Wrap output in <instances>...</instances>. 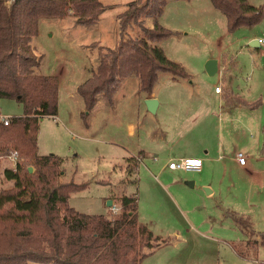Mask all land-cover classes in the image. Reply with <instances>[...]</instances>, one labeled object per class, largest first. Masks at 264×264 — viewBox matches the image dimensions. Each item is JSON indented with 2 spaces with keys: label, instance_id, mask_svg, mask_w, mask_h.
Masks as SVG:
<instances>
[{
  "label": "rangeland",
  "instance_id": "1",
  "mask_svg": "<svg viewBox=\"0 0 264 264\" xmlns=\"http://www.w3.org/2000/svg\"><path fill=\"white\" fill-rule=\"evenodd\" d=\"M14 1L9 3L10 0H6V3L11 6ZM99 1L104 7V12L99 18V31L104 35V46L116 45L121 35L124 38L140 35L139 28L134 23L128 24L122 34L119 31V15L126 9V4L134 0ZM247 2L253 7L261 8V21L250 29L240 28L229 32L224 15L212 6L210 0H166L158 23L167 30L177 32V35L161 43H152L154 46L160 43L170 56L187 63L186 72L190 74L189 79L176 78L178 83L210 86L212 90L214 85L225 87V80L218 82L217 75L208 76L205 64L202 66L201 61L205 56H216L221 48L224 49L222 54L224 53L225 62L229 61L226 68L228 73L235 77L233 90L236 98H231V102L237 104L239 100L250 107L255 105L248 111L241 106L242 109L236 110L235 116H230L240 119L242 125L236 121L229 123L224 118L221 128L223 134L233 132L235 138H240L239 147L247 148L244 150L247 151L248 160L253 163L257 172L261 173H257L256 178L239 177L237 174L228 175L229 177L225 175L224 185L218 194L219 203L207 200L203 208H200L201 206L192 203V198H188L187 207L175 205L172 199H164L153 190V184L146 179L142 167L139 166L137 171L130 174L126 169L117 166L116 156L110 147L104 142L91 143V133H86L76 125H68L64 120H41L40 153L49 155L53 154L49 152L50 147L56 149V156L63 162L61 167L64 174L60 181L86 185L70 193L69 207L83 214L113 217L120 212L117 202L119 196L138 195V219L141 223L149 225L155 239L152 242L153 247L144 256L146 258L143 264L264 263V247L254 244L258 233L264 231V184L259 182L261 178L264 181V133L261 130L264 128V58L260 56L262 50L250 46L247 42L250 37L264 38V0ZM73 18L67 16L40 20L39 34L33 41L36 52L43 56L42 73L53 74L62 68L65 78L80 79L83 77V71L92 65L94 60L97 61L95 50H84L77 39L73 40L76 29L66 27L68 19ZM80 28L85 30L83 26ZM95 37L94 34L86 32L80 35L79 39L88 42ZM87 54H90V57H86ZM170 78L169 74L160 73L157 86L168 84L166 80ZM132 85L130 83L126 87L127 91H133ZM214 106L217 111L216 105ZM0 112L18 118L23 116L24 108L15 100L3 99L0 102ZM104 114L102 108L97 113L96 120H91L92 125L95 126ZM250 117L253 118L251 122L254 125L246 126V120L251 119ZM209 119L213 124L209 127L208 134L215 133L217 136V125L211 117ZM79 120L83 126V121L80 118ZM62 124L67 131L62 128ZM96 136L93 134V137ZM106 138L105 135L102 136L103 140ZM15 150L18 151L14 143L0 139V191L13 186L12 182L5 179L4 172L15 167L9 158ZM19 157L20 163L27 168H33L34 172L30 160L20 153ZM230 183L233 185L232 189L228 187ZM147 192L154 193L157 204L148 202L145 198ZM108 201L117 206L118 213L111 212L107 206ZM190 214L193 217V227L187 226L184 221L186 215L191 219ZM233 215L241 217L247 223L234 221ZM175 230L180 236L173 234L172 231ZM142 251L147 252L148 248H143Z\"/></svg>",
  "mask_w": 264,
  "mask_h": 264
},
{
  "label": "trees",
  "instance_id": "2",
  "mask_svg": "<svg viewBox=\"0 0 264 264\" xmlns=\"http://www.w3.org/2000/svg\"><path fill=\"white\" fill-rule=\"evenodd\" d=\"M210 2L224 15L229 32L250 29L263 17L261 8L246 0ZM165 5L166 0L126 4L119 15L120 34L134 23L140 35H121L114 48L101 49L95 73L77 88L86 112L99 95L110 101L117 83L127 76L138 78L139 91L146 96L152 94L160 73L189 79L182 65L152 45L177 35L158 23ZM103 12L99 0H15L11 6L0 0V102L15 100L24 108L23 116L11 125H0V139L14 143L34 167L30 172L19 163L16 171L4 172L13 186L0 191V264H140L143 248L153 247L155 239L139 221L134 198L117 200L120 212L113 217L79 213L69 207L68 198L86 185L60 181L62 159L39 154L41 120L55 116L58 108V78L36 72L43 56L35 53L32 41L40 20L73 16L77 24L89 26ZM145 18L152 19V28L144 26ZM232 218L247 223L236 215ZM254 244L264 247V231Z\"/></svg>",
  "mask_w": 264,
  "mask_h": 264
},
{
  "label": "crops",
  "instance_id": "3",
  "mask_svg": "<svg viewBox=\"0 0 264 264\" xmlns=\"http://www.w3.org/2000/svg\"><path fill=\"white\" fill-rule=\"evenodd\" d=\"M68 21L67 29H76L73 40L77 39L80 42V47L84 50L90 52L91 49L95 50L97 61L94 60L92 65L83 71V77L80 79L75 77L73 80L64 77L65 73L62 68L57 73H42L41 62L39 68L36 69L38 74L53 75L58 78L57 114L44 118H51L53 121L64 120L68 125H76L86 133H91V143L102 144L104 142L110 147V150L116 156L117 166L126 169L130 174L137 171L139 166L142 167L146 179L149 180L150 184H153V190H156L157 194L164 199H172L175 205L181 204L187 207L189 205L188 198H192V203L203 208L207 200L213 203L218 202V194L224 185L225 175L237 174L239 177L256 178V174L261 173V171L257 172L253 167V163L248 160L247 151L244 150L247 148L241 149L239 147L240 138H235L233 132L226 134L222 132L221 127L224 118L229 123L236 121L241 124L240 119L230 116H235L236 110L240 111L242 109L241 106L245 111L255 107V105L250 107L249 104L239 100L237 104L231 102V98H236L233 90L235 77L232 73H228L229 70L226 68L229 61L225 62L224 53L222 54L224 49L221 48L216 56H205L201 63L202 66L205 64V72L208 76L217 75L218 82L225 80V87L214 85L212 90L210 86L181 84L171 76L169 80H166L168 82L166 85L158 87L156 82L152 94L146 96L139 91L138 78L127 76L117 83L110 101L99 95L94 108L86 112L83 100L77 93V88L95 73L99 63L100 49H112L118 43L110 47L103 45L104 35L99 31V19L95 24L89 26L77 24L75 18L68 19ZM143 24L146 28H152L153 21L151 18H145ZM80 26L85 27V30H82ZM86 32L94 34L96 37L88 42L81 41L79 36L86 34ZM255 39L256 37H250L247 42L250 44ZM160 43L157 46L163 50L166 57L183 65L187 71V63L177 57L170 56ZM32 46L35 53L40 55L36 52L34 41H32ZM93 46L94 48H91ZM255 48L262 50L260 56L264 58V46L257 44ZM86 57H90V54H87ZM210 62L211 64H209ZM130 83L133 84L131 87L133 91L131 92L126 89ZM217 86L220 87V92L214 91ZM149 98L155 99L158 103L155 113L149 112L145 105V100ZM214 105H216L217 111H215ZM102 108L105 111L104 117L93 126L91 120H96L95 117ZM209 117L217 125V136H215V133L213 135L208 134L209 127L213 124ZM79 118L83 121V126L80 125ZM246 121L248 123L246 126L254 125L251 122L253 118ZM62 128L67 131L63 124ZM261 130L263 132V127ZM40 131L41 127L38 133V149L41 145ZM92 133L97 136L93 137ZM104 135L107 137L105 140L102 139ZM50 148L49 152L56 156V149ZM239 153L247 158L245 166H240L236 161V156ZM39 154L43 156L40 151ZM137 158L140 159V162L137 161ZM177 158H200L202 159V168L198 172L169 169L167 163ZM63 174L61 167V177ZM259 180L260 183L264 184L262 178ZM228 187L232 189L233 185L230 183ZM153 194L147 192L145 196L152 205L158 203ZM124 196L126 195L119 196L117 199ZM126 197L134 198L137 204L138 195ZM222 202L220 201V203ZM137 215L139 214L137 213ZM190 218L186 215L184 221L187 226L193 227L191 222L193 217ZM144 225L151 230L149 225L146 223ZM172 232L176 237L180 236L177 230ZM149 250L144 254L146 255ZM145 258L142 259L140 264H143Z\"/></svg>",
  "mask_w": 264,
  "mask_h": 264
},
{
  "label": "built area",
  "instance_id": "4",
  "mask_svg": "<svg viewBox=\"0 0 264 264\" xmlns=\"http://www.w3.org/2000/svg\"><path fill=\"white\" fill-rule=\"evenodd\" d=\"M13 0H10L9 3H11ZM258 45H263L264 46V38H256ZM220 87L217 86L215 87L214 91L215 92H220ZM14 117L3 115L0 112V125H5L9 126L13 122ZM10 160L14 163L13 170H17V166L20 163V157H19V152L18 151H13L11 155L9 156ZM137 161L140 162V159L137 158ZM236 161L240 166H245L247 162L246 156L243 154L239 153L236 156ZM195 162V163H193ZM167 167L171 170H181V171H191V172H198L202 168V159L200 158H177V159H172L167 163ZM110 210L112 213L116 214L118 213V208L116 205H112L110 207ZM257 264H264L263 262L257 263Z\"/></svg>",
  "mask_w": 264,
  "mask_h": 264
},
{
  "label": "water",
  "instance_id": "5",
  "mask_svg": "<svg viewBox=\"0 0 264 264\" xmlns=\"http://www.w3.org/2000/svg\"><path fill=\"white\" fill-rule=\"evenodd\" d=\"M250 46L256 47L257 46V41L253 40L250 43ZM209 64H211V62ZM157 104H158L157 101L155 99H153V98H149V99L145 100V105H146L148 111L151 112V113H155L156 108H157ZM29 171L33 172V168H29ZM107 206L111 207L112 206V202L108 201L107 202Z\"/></svg>",
  "mask_w": 264,
  "mask_h": 264
},
{
  "label": "snow or ice",
  "instance_id": "6",
  "mask_svg": "<svg viewBox=\"0 0 264 264\" xmlns=\"http://www.w3.org/2000/svg\"><path fill=\"white\" fill-rule=\"evenodd\" d=\"M193 163H195V162H193Z\"/></svg>",
  "mask_w": 264,
  "mask_h": 264
}]
</instances>
